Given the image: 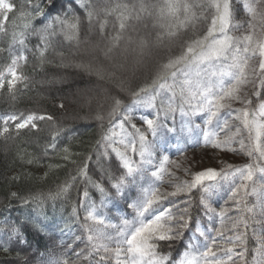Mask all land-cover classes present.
I'll use <instances>...</instances> for the list:
<instances>
[{
	"label": "snow or ice",
	"instance_id": "snow-or-ice-1",
	"mask_svg": "<svg viewBox=\"0 0 264 264\" xmlns=\"http://www.w3.org/2000/svg\"><path fill=\"white\" fill-rule=\"evenodd\" d=\"M45 2L52 7L55 6L52 4V0H45ZM261 2L264 0H246L244 7L250 19L243 24L233 22L231 0H191V2L190 0H163L162 4L146 3L145 0H139L135 4L117 3L112 6L106 5L99 11L94 9L87 11L89 23L94 16L98 17L100 12H103L105 17L115 13L120 33L124 32L130 21H139L142 17L155 15L157 25L165 29L157 37V39H161L163 35L174 36L177 29L194 24L199 19L197 9L213 10L211 26L206 33L186 42L179 55L170 57L166 63L161 65L160 71L151 84L133 91L130 105L124 106L122 100L114 98L108 115L111 120L119 113L121 119L109 127L102 139L113 141V137L118 135L114 128L120 129L121 138L118 143L123 145V150L112 147V151L118 158V168L123 171L111 183L114 195L100 183L94 182L93 186L105 197L102 206H107L115 198H120L128 208L132 209L134 215L131 220L127 218L122 220V227L118 229L116 235H108L99 228L89 227L87 229L89 233L87 240L92 245V252L97 257V264H110V262L111 264H168L170 256L161 253L160 247L162 244L171 246L173 242L180 240L184 230L190 226L192 217L188 207L174 213L172 209L177 207L176 203L165 205L164 202L172 197L186 194L189 199L185 203L190 207L193 190L200 189L202 193L211 195L209 189L213 185L207 182L225 180L239 174L240 183L231 191L229 197L234 200L235 208L239 213V218L232 225L233 229L243 226L246 231L249 226L248 220L245 218V214L253 213V208L248 206L246 200L249 195L256 196L264 203V142L261 139L264 137V122H262L264 121V101H260L257 108L252 110L248 107L232 108L233 103L238 102L242 105L252 103L243 95V89L254 79L258 80L261 87H264V31L257 35V24L254 23L258 21L260 25H264V14L257 10V5ZM29 3L31 4V0ZM31 6L34 11L20 13L21 17L26 18L23 24L24 30L12 33V46L26 47L25 30L32 28V19L42 17L40 23L43 26L32 28V32L40 39L38 51L41 63H43L45 53L50 45V38L56 34V26L59 25L61 31L66 34L70 33L72 37L76 38L79 34L80 20L75 15L71 22L60 15L51 16L49 14L46 16L39 4ZM14 10L15 6L9 0H0V33L7 32L8 14ZM105 24H107L106 19L100 23L102 30ZM230 29L235 31L243 29V32L240 36H235L231 34ZM120 39L119 34L112 38L113 47L118 45ZM12 46L7 49L10 53ZM147 46V40L139 41L138 47L141 49V53ZM4 51L6 49L0 48V52ZM108 51H111V48ZM254 58H257L256 64L251 63ZM22 61L26 62L27 57L22 53L14 54L10 63L5 66L3 71H0V91L7 85L8 94L13 98H15L18 83L27 87L28 78L18 71ZM119 87L123 90L124 84L121 83ZM161 93L170 95L167 96L166 101L160 99L158 105L157 99ZM254 95L259 98V91H255ZM177 98L180 101L178 108L174 104ZM134 105L153 110L150 114L151 118L142 117L145 125L143 129L131 122L130 113ZM59 107L63 108L64 105L60 104ZM226 109L229 115H234L241 121L243 129L247 130V139L250 143L246 144L244 138L237 139L240 136L239 128L233 135H227L223 139L211 129L213 121H219L221 113ZM177 110L182 118H188L185 121L187 125H191L192 117L202 113L206 114L205 124L209 126V129L203 131L202 138L200 136L195 138V147L244 152L252 159V163L242 166L227 165L226 169L221 170L205 168L195 173L190 171L191 165H189L184 168V171L186 175L191 176L190 181L173 183L179 178L175 176V172L168 165L171 164L177 170L182 165L170 160L167 154L163 155L159 162H156L154 158L158 149L166 152V148H163L158 142L163 139L165 131L175 133V128L170 127L168 121L171 119L172 124H175L174 113ZM96 118L104 119L99 114ZM53 119L54 117L51 115L34 112L8 115L3 118L2 126H0V137H4L10 132H15L18 135L24 129L37 130V121ZM125 122L134 129V132H127ZM226 126L227 122L225 121ZM62 130L56 131L52 137V143L49 145L50 148L55 149L56 136ZM234 144H238L239 148L234 147ZM63 151L67 153L68 149L64 148ZM177 151L180 155H185L187 149L177 145ZM107 154V152L104 153V155ZM134 156H138V160L134 159ZM64 158L67 159L68 156L66 155ZM31 162L28 160V163ZM145 172L148 174L147 177ZM257 174L260 176V183H257L255 179ZM80 175L87 178V164L80 169ZM165 176L168 177L172 191L161 190L160 185L165 182ZM68 187L70 185H65L61 191H67ZM137 187L139 188L138 195L136 194ZM12 195L15 196L16 193H12ZM83 196L88 198L87 190L84 191ZM24 203H28V201L24 200ZM200 203L206 214L219 215L223 224L227 208L216 213V210L207 203V197L203 195ZM115 210L122 211L119 207H116ZM73 212L75 213V209ZM95 212L96 209L91 208L85 219L104 225V219L95 216ZM260 215L264 217V208ZM253 222L261 223L262 221L254 220ZM195 232L205 237L202 248L197 246L196 252H184L183 257L178 262L174 261L173 264H236L234 256H239L240 264H245L246 248H243L241 252L234 251L235 246L245 244L243 233L236 232L234 236L227 238L230 243H233V247L217 249L215 237L209 239L199 226ZM10 235L16 237L17 244L27 243L19 228H12ZM218 235L223 236V231H220ZM193 239H195V234ZM188 248L192 249L193 245L189 244ZM0 250L9 251L6 246ZM218 251L229 253V255L218 256ZM257 254H260L259 250H257ZM260 264H264V261H261Z\"/></svg>",
	"mask_w": 264,
	"mask_h": 264
},
{
	"label": "trees",
	"instance_id": "trees-1",
	"mask_svg": "<svg viewBox=\"0 0 264 264\" xmlns=\"http://www.w3.org/2000/svg\"><path fill=\"white\" fill-rule=\"evenodd\" d=\"M9 2L15 6V10L8 14L7 32L0 33V48L6 49L0 52V71L10 63L12 55L22 53L27 61L20 62L18 71L28 79L27 87L17 84L15 98L8 94L7 85L0 91V126L3 118L18 113L47 114L54 119L37 121V130L24 129L18 135L10 132L0 137V249L5 246L9 249L8 252L0 250V264H97V257L92 252L84 227L85 204L88 200L99 202L105 199L93 186L94 182L100 183L114 195L111 183L123 171L118 168L116 156L111 153L110 156L104 155L106 141L102 139L109 127L121 119L119 113L111 120L109 118L114 98L122 100L124 106L130 105L133 91L151 84L161 65L170 57L179 55L186 42L206 33L211 26L213 10L197 9L199 19L194 24L177 29L174 36L163 35L157 39L165 29L157 25L155 15L130 21L123 33H120L115 13L105 17L100 12L91 23L88 21L89 9L99 11L106 5L135 4L139 0H52L54 7L45 0H31V4L29 0ZM145 2L162 4L163 0ZM36 4L43 8L46 16L60 15L71 22L75 15L80 20L76 38L61 31L59 25L56 26V34L50 38L43 63L38 51L40 39L32 32V28L43 26L40 23L42 17L32 19V28L25 30L26 47L12 46V33L24 30L26 18L21 17L20 13L34 11L31 5ZM105 19L107 24L102 30L100 23ZM93 28L95 31H91ZM131 29L134 30L133 35H130ZM136 29L142 30L148 46L143 54L140 51L141 62L133 70L130 62L123 63L120 54L126 56L133 52L132 41H136L140 34ZM118 34L121 36L118 45L109 51L116 59L117 70L104 69L107 61L99 57L98 68L91 69L84 64L90 62L92 54L89 51L93 46L106 50L109 46L104 44V40L113 45L112 38ZM126 37H129L128 43H125ZM10 46L11 53L7 51ZM65 76L69 80H61ZM100 83L108 90V97L103 100L98 96V108L95 105L71 104L75 99L72 95L76 87H98ZM121 83L124 84L123 90L119 87ZM260 101H264V87L259 98H253V109L257 108ZM60 104L64 107L60 108ZM98 114L104 119H97ZM58 129L63 130L56 136L55 149H52L49 145ZM168 133L165 131L164 135L168 136ZM64 148L68 149L67 153L63 151ZM66 155L67 159L64 158ZM28 160L32 162L28 163ZM85 164L87 178L80 175V169ZM65 185L70 187L67 191H61ZM85 190L89 194L88 198L83 196ZM204 194L200 189L191 193L189 214L192 221L184 230L183 237L171 246L162 244L160 247L161 253L170 256L168 264L178 262L186 251H197L193 239L194 234L195 239L198 238L195 229L197 226H206L208 221L200 203ZM24 200L28 203H24ZM14 227L23 233L26 244H17L16 237L10 235ZM68 231L70 235L66 234ZM248 239L246 248L249 258L246 264L251 263L255 243L251 235H248ZM188 243L193 245L192 249L188 248Z\"/></svg>",
	"mask_w": 264,
	"mask_h": 264
},
{
	"label": "rangeland",
	"instance_id": "rangeland-1",
	"mask_svg": "<svg viewBox=\"0 0 264 264\" xmlns=\"http://www.w3.org/2000/svg\"><path fill=\"white\" fill-rule=\"evenodd\" d=\"M246 0H231L232 3V9H233V22L234 23H240L243 24L245 21H248L250 19L246 8L244 7ZM258 12L264 14V2H261L257 5ZM149 17V16H148ZM152 17V16H150ZM257 24V35H259L262 31H264V25H260L258 21L254 22ZM133 25H136L133 23ZM142 27V26H141ZM145 27V26H144ZM100 29V28H99ZM138 30V29H136ZM91 31H95L93 28ZM134 32L133 29L130 31V35H133ZM139 37H137L136 41L133 42L132 47V53L129 55H124V53L120 54V58L122 59L124 64H129L127 62L131 63V67L134 69H137L139 66V63L141 62V59L139 57L140 51L139 48H136V45L139 43L141 39L144 40L143 32L142 30H138ZM231 34L235 36H240L243 32V29H240L239 31L231 30ZM128 35V34H125ZM129 37H126L125 43H128ZM146 40V39H145ZM130 42V44H132ZM137 42V43H136ZM104 44L109 46L106 50H101L98 46H93L89 52H91V60L90 62H85L84 64L88 67L90 66L91 69L95 67H99L100 62H98L97 57L101 58V60H106V67L104 69L108 70H117L116 65V59H114V55L109 53V49L113 48L112 44H109L106 40H104ZM135 48V49H134ZM131 49V48H129ZM128 49V50H129ZM145 51V49H143ZM108 55H107V54ZM136 53L138 55H136ZM126 54V53H125ZM143 54V52L141 53ZM140 54V55H141ZM135 55V56H134ZM114 60V61H111ZM93 62V64L91 63ZM252 64L257 63V58H254L251 61ZM111 64V65H110ZM121 67V65L119 66ZM103 70V69H100ZM103 72V71H101ZM111 72V71H110ZM69 80V77L67 78L62 77L61 80ZM102 87V88H101ZM262 87L260 86L258 80H253V82L248 83L244 89H243V95L250 99L251 101L253 98H257L256 95H254L255 91H261ZM100 95V98L105 100L106 97H108V90H106L105 87L100 83V86L96 85H87L85 87H76V89L73 92V95L75 97V101L71 104L74 105H95L96 103L100 101V98L98 97ZM170 94L161 93V96L157 99V104L159 105L160 99H165ZM99 104V103H98ZM175 106L178 108L180 105V101L177 98V100L174 102ZM253 102L250 105H242L240 103H233L232 108L233 109H241L243 107H248L250 110L253 109L252 106ZM153 112L152 109H148L139 105H134L132 107V112L130 115L132 116V123L136 124L137 127H140L143 129L145 125L143 124L142 117L148 116L151 118V113ZM175 116V124H172L171 119L168 121V124L170 127L175 128V133H168V136H165L163 133V139L160 140L158 143L163 146V148H166L165 151L157 150L155 154V161L159 162L161 157L165 154H167L170 158V160L176 161L177 163H180L182 167L177 170L175 169L171 164L168 165V167L175 172V176L178 177V180L173 181V183H178L180 181H190L191 176L186 175L184 168L189 167L191 165L190 171L192 173H195L197 171L203 170L205 168H215L217 170L226 169L227 165H233V166H242L248 163H252V159L247 156L244 152H227V151H219L217 149H213L210 147H195L194 146V140L197 136H200L202 138L203 131H206L209 129V126L205 124L206 114L202 113L199 115H196L191 118V125L185 124V121L188 118H182L180 115V112L177 110L174 113ZM2 120V118H1ZM225 121L227 122V126L225 127ZM118 122V121H117ZM116 122V123H117ZM264 122V121H262ZM183 125V129H182ZM196 125H199V127H196ZM213 131H215L221 139H223L227 135H233L236 130L240 129V136L239 138H244L245 143L248 144L250 141L247 139L248 133L246 129H243L241 121L236 119L234 115H229L228 110H224L221 113V119L219 121H213V124L210 126ZM189 128H190V134H189ZM125 129L127 132L132 133L134 132V129L130 127V125L125 122ZM114 131L118 133V135L113 137V141H116V143H113V141H106V151L108 155L110 156V153L116 156L115 152L112 151V147L119 148L120 150H123V145L119 144L118 141L121 138L119 135L120 129L118 127L114 128ZM262 142H264V137L261 138ZM149 140H151V137H149ZM187 141V143H185ZM177 145H180L181 147H186L187 151L185 155H180L177 151ZM234 147L237 149L239 148L238 144H234ZM104 152V153H105ZM134 159L138 160V156H134ZM147 172H145V176L147 177ZM257 183H260V176L257 174V177L255 178ZM211 183L213 185L212 188L209 189V195L208 193H205L204 196L207 197V203L210 205L211 208L216 210V213H219L222 209L227 208L228 211L226 212L224 218H223V224L221 223V218L219 215L213 214V213H207V225H201L199 226L205 233V236H207L209 239L215 237L217 240V249L224 247H233V243H230L228 241V237L234 236L236 232L243 233V239L245 240V244L242 246H235L234 251L235 252H241L243 248H246V242L249 240L248 235H251V237L255 240L254 243V249L253 253L250 258L251 263L250 264H260L261 261H264V247H261L264 245V217L260 215L262 208H264V203H262L260 200L257 199L256 196L249 195L246 200L249 207L253 208V213L245 214V218L248 220V228L245 231L243 229V226L233 229L232 225L236 219L239 218V213L237 212L234 204V200L230 199V193L238 184L240 183L239 174H236L234 176H230L229 178L225 180L220 181H212L207 182ZM162 191H172V187L170 186L168 182V177L165 176V182L160 185ZM136 194H139V188H136ZM189 197L186 194L178 195L177 197H172L168 201H165V205H170L172 202H175L177 207H174L172 210L174 213L178 212L179 209H183L185 207L189 206L185 203L188 201ZM87 204H85V216L87 215V212L91 208H95V216L104 219L105 224L100 225L93 222V220H85V229L88 236V228H99L103 232H105L108 235H116L117 231L120 227H122V220L127 218L131 220L133 218V212L132 209L128 208L127 205L124 203V201L120 198H115L112 203H108L107 206H102V201H105L103 199L99 202H94L91 200H88ZM119 207L122 209V211H116L115 208ZM262 221L261 223H254L253 221ZM220 231H223V236H219L218 233ZM67 235H70L71 232L68 231L66 233ZM198 238L194 239L196 241L195 248L197 250V246L202 248L204 243V236H200L199 233L197 234ZM193 241V240H192ZM189 244V243H188ZM238 244V242H237ZM257 250H259L260 254H257ZM193 252H195L193 250ZM218 256L226 257L229 255V253L226 252H220L217 253ZM2 254L0 253V257ZM248 250L246 248V252L244 253V262L246 264V260H248ZM233 259L236 261V264H240L241 258L239 256H234ZM111 264V262H110Z\"/></svg>",
	"mask_w": 264,
	"mask_h": 264
}]
</instances>
